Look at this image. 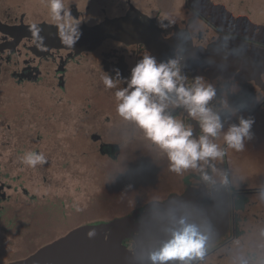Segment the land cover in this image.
Here are the masks:
<instances>
[{
  "label": "flooded vegetation",
  "instance_id": "1",
  "mask_svg": "<svg viewBox=\"0 0 264 264\" xmlns=\"http://www.w3.org/2000/svg\"><path fill=\"white\" fill-rule=\"evenodd\" d=\"M49 2L0 0V93L12 97L16 89L23 88L32 95L35 87L55 85L66 94L76 84L85 86L100 94L105 105L92 102L88 94L77 101L87 100L76 111L79 123L75 120L71 132L86 133L89 148L109 159H119L120 152L132 146L141 152V162L143 154L151 164L169 166L166 154L133 122L124 121L117 114L115 93L126 86L124 78L129 77L130 69L143 56L152 55L158 62L176 58L181 75L186 77L185 87H191L195 78L200 77L215 88L216 95L209 101V107L219 115L223 127L216 137L209 139L224 155L216 160L209 158L207 163L198 162L196 169L183 170L181 189L142 201L141 208L131 214L169 195L181 194L189 187L220 185L228 204L226 230L218 239L204 245V255L189 264H264V198L261 196L264 177L252 173L235 181L231 169L233 148L223 139L224 133L239 124L241 118L264 122V68L258 66L264 61V30L240 31V27L232 25L222 10L213 8L208 0H62L70 13L68 21L79 23V28L125 16L134 8L152 19L162 40L171 44L155 55L143 42L106 38L95 47L76 51L52 46L48 35L43 34L47 28L38 26L59 27L52 19ZM213 2L221 4L226 0ZM230 7L233 11L248 12L253 8L264 16V0H231ZM34 26L37 28H30ZM115 69H119L120 78ZM106 76L113 79L115 87L105 86ZM166 111L192 129V138L203 135L198 121L182 106L170 104ZM86 126L89 128L84 129ZM157 171L147 183L165 192L170 187V179ZM205 175L210 179L205 180ZM225 178L227 183H223ZM249 204L251 222L242 216Z\"/></svg>",
  "mask_w": 264,
  "mask_h": 264
},
{
  "label": "rangeland",
  "instance_id": "2",
  "mask_svg": "<svg viewBox=\"0 0 264 264\" xmlns=\"http://www.w3.org/2000/svg\"><path fill=\"white\" fill-rule=\"evenodd\" d=\"M249 9L253 19L264 20ZM236 26L252 30L244 20ZM14 93H0V264L25 258L75 227L129 215L142 201L182 188L184 172L151 164L143 154L141 162V152L132 146L119 159H109L89 148L86 133L71 132L75 120L79 123L76 111L87 100L77 101L88 94L105 105L93 90L76 84L64 94L55 85H41L32 95L23 88ZM243 144L242 150L232 149L235 181L252 173L264 177V122L251 121ZM29 152L44 155L46 162L23 164ZM156 170L170 179L165 192L147 183ZM250 208L242 215L249 222Z\"/></svg>",
  "mask_w": 264,
  "mask_h": 264
},
{
  "label": "clouds",
  "instance_id": "3",
  "mask_svg": "<svg viewBox=\"0 0 264 264\" xmlns=\"http://www.w3.org/2000/svg\"><path fill=\"white\" fill-rule=\"evenodd\" d=\"M213 8H219L232 25L240 20L252 29L264 30V20L253 19L246 10L233 11L231 0L216 4L208 0ZM49 10L53 21L58 22L60 38L67 47H74L82 35L79 23L69 22L70 13L62 0H50ZM120 78L119 69H115ZM179 62L176 58L158 62L152 55L143 56L131 69L125 80V87L120 88L115 97L116 112L124 121L133 122L143 131L144 136L156 145L169 161L172 171L180 173L186 169H196L198 162L207 163L209 158L216 160L224 153L210 137H216L223 124L219 115L209 107L216 95L215 88L196 77L191 87H185ZM107 88L115 87L111 77H104ZM182 106L189 116L197 120L203 133L198 139L192 138V129L168 114L169 105ZM251 121L241 118L239 124L232 125L224 133V142L237 151L244 147L243 141L250 136ZM21 161L29 167H36L46 162L44 155L36 152L26 153ZM205 180L210 177L205 175ZM223 183H227L226 178ZM264 198V190L261 192ZM168 238L149 254L152 264H189L204 255V237L198 233L195 225L180 220L177 226L166 229ZM89 235H94L89 232Z\"/></svg>",
  "mask_w": 264,
  "mask_h": 264
},
{
  "label": "water",
  "instance_id": "4",
  "mask_svg": "<svg viewBox=\"0 0 264 264\" xmlns=\"http://www.w3.org/2000/svg\"><path fill=\"white\" fill-rule=\"evenodd\" d=\"M38 26L47 28L43 34L48 35L52 46L76 51L95 47L106 38L127 43L143 42L155 55L171 45L162 40L155 22L134 8L125 16L80 28L82 35L74 47L62 43L59 27ZM258 66L264 68V61ZM180 220L196 226L204 237V245L218 239L226 230L228 221L223 187L214 185L207 188L204 184L189 187L181 194L152 202L142 211L107 223L80 225L25 258L4 264H152L149 254L168 238L166 229L177 226ZM89 232L94 235L90 236ZM129 241H132L131 247L127 246ZM169 264L179 262L171 261Z\"/></svg>",
  "mask_w": 264,
  "mask_h": 264
},
{
  "label": "trees",
  "instance_id": "5",
  "mask_svg": "<svg viewBox=\"0 0 264 264\" xmlns=\"http://www.w3.org/2000/svg\"><path fill=\"white\" fill-rule=\"evenodd\" d=\"M132 244V241H130L128 244H127V246H130Z\"/></svg>",
  "mask_w": 264,
  "mask_h": 264
}]
</instances>
